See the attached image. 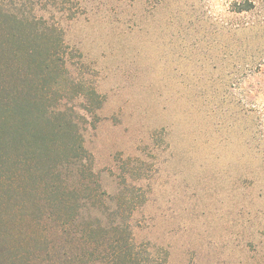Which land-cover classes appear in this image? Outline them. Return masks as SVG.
I'll return each instance as SVG.
<instances>
[{
  "label": "rangeland",
  "instance_id": "1",
  "mask_svg": "<svg viewBox=\"0 0 264 264\" xmlns=\"http://www.w3.org/2000/svg\"><path fill=\"white\" fill-rule=\"evenodd\" d=\"M0 264H264V0H0Z\"/></svg>",
  "mask_w": 264,
  "mask_h": 264
},
{
  "label": "trees",
  "instance_id": "2",
  "mask_svg": "<svg viewBox=\"0 0 264 264\" xmlns=\"http://www.w3.org/2000/svg\"><path fill=\"white\" fill-rule=\"evenodd\" d=\"M248 8V7H247ZM244 9H246V8H244Z\"/></svg>",
  "mask_w": 264,
  "mask_h": 264
}]
</instances>
